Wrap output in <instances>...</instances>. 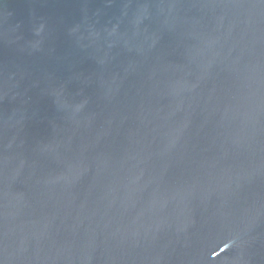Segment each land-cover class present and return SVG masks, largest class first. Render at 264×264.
<instances>
[{
	"label": "water",
	"instance_id": "1",
	"mask_svg": "<svg viewBox=\"0 0 264 264\" xmlns=\"http://www.w3.org/2000/svg\"><path fill=\"white\" fill-rule=\"evenodd\" d=\"M0 264H264V0H0Z\"/></svg>",
	"mask_w": 264,
	"mask_h": 264
}]
</instances>
